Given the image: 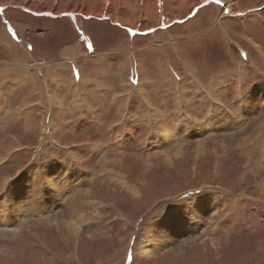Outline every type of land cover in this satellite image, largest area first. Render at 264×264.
<instances>
[{"label": "rangeland", "instance_id": "obj_1", "mask_svg": "<svg viewBox=\"0 0 264 264\" xmlns=\"http://www.w3.org/2000/svg\"><path fill=\"white\" fill-rule=\"evenodd\" d=\"M0 214V264H264V0H0Z\"/></svg>", "mask_w": 264, "mask_h": 264}, {"label": "snow or ice", "instance_id": "obj_2", "mask_svg": "<svg viewBox=\"0 0 264 264\" xmlns=\"http://www.w3.org/2000/svg\"><path fill=\"white\" fill-rule=\"evenodd\" d=\"M217 2H219V0H217ZM194 207H196V205L193 204L192 201H189L188 203L183 204L180 207L174 208L171 211L175 214L177 218H183V216L186 215L188 212H191Z\"/></svg>", "mask_w": 264, "mask_h": 264}, {"label": "bare ground", "instance_id": "obj_3", "mask_svg": "<svg viewBox=\"0 0 264 264\" xmlns=\"http://www.w3.org/2000/svg\"><path fill=\"white\" fill-rule=\"evenodd\" d=\"M229 7V6H228ZM227 7V8H228ZM230 11H229V9H228V13H229ZM231 13V12H230ZM90 15V14H89ZM52 104L54 105V102L52 101ZM44 121H45V119H44ZM46 121H47V119H46ZM44 128H45V133H46V130H47V128H49V126L47 125V123H44ZM44 135V134H43ZM45 136V135H44ZM44 138V137H43ZM1 215V214H0ZM83 221V220H82ZM82 221H80V223L82 222ZM72 223V222H71ZM79 225V224H78ZM77 225V226H78ZM69 226H71V224L69 223ZM77 228V227H76ZM34 235V234H33ZM65 235L66 236H69V237H71L72 238V236L69 234V233H65ZM37 236V235H36ZM27 239H29V238H27ZM32 242V241H31ZM34 248V247H33Z\"/></svg>", "mask_w": 264, "mask_h": 264}, {"label": "crops", "instance_id": "obj_4", "mask_svg": "<svg viewBox=\"0 0 264 264\" xmlns=\"http://www.w3.org/2000/svg\"><path fill=\"white\" fill-rule=\"evenodd\" d=\"M55 103H56V102H54V104H55ZM46 119H47V120L49 119V118H48V116H47V118H46ZM47 130H48V129H47Z\"/></svg>", "mask_w": 264, "mask_h": 264}]
</instances>
